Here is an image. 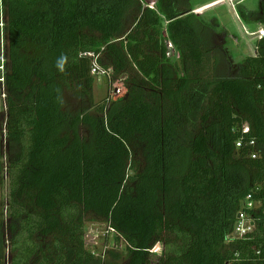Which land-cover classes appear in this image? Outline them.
Instances as JSON below:
<instances>
[{"label": "trees", "instance_id": "1", "mask_svg": "<svg viewBox=\"0 0 264 264\" xmlns=\"http://www.w3.org/2000/svg\"><path fill=\"white\" fill-rule=\"evenodd\" d=\"M3 1L10 201L6 213L0 131V264L8 246L10 264H106L87 248L88 216L109 222L125 264H264V38L228 76L191 0ZM237 12L264 27V0ZM94 61L125 93L75 112L66 96L93 100ZM249 196L260 204L247 212L255 230L231 239Z\"/></svg>", "mask_w": 264, "mask_h": 264}, {"label": "rangeland", "instance_id": "2", "mask_svg": "<svg viewBox=\"0 0 264 264\" xmlns=\"http://www.w3.org/2000/svg\"><path fill=\"white\" fill-rule=\"evenodd\" d=\"M194 8V12L200 15L203 19V22L206 26L212 29L216 36L218 43L222 46L224 50V54L226 55V70L225 73L228 76L236 75L239 70V61L236 62L233 60V56L230 54V51L234 53L233 49L236 51L241 49V53H243V59L239 60L243 61L246 57L254 55L255 53V42L260 38V33L258 32L264 31V27L253 24L256 18H259V15H256L252 20L249 21L248 24L254 25L256 30L250 31V29L246 28L243 21L238 19L237 16V8L240 5L243 10L251 12H256L259 10L262 0H191ZM151 6L153 8L156 7L155 3L151 2ZM2 7L4 8V1ZM236 11V14L234 12ZM4 12V9H3ZM249 15V14H248ZM240 18V17H239ZM243 23H242V22ZM3 35V42L0 44V78L4 77L3 74L6 71L4 68V64H6V58L3 57L6 49V40ZM239 40L236 47L234 46V41ZM216 43V40H215ZM233 44V45H232ZM235 47V48H234ZM168 55L171 61L175 64L180 63V54L174 48L171 43H168ZM235 57L237 55L234 54ZM231 60H233L231 62ZM231 63V64H230ZM3 79V78H1ZM95 85L93 91V100L87 101L82 99L80 96L75 94H70L66 96L67 105L71 108V110L77 112L81 109L85 108L90 113H95L96 107L100 104L108 103L109 101H115V99L122 97L125 93V84L124 81H113L112 75L110 80L99 79L95 77ZM3 81V80H2ZM4 82L0 83V131L2 132V153H3V165H4V181H3V193L2 200L3 205L5 207L6 213L9 206L10 201V182L8 176V145L7 142V109H6V94H5ZM81 134L83 137H89V131L87 128H81ZM135 154H133V158L136 164V168L140 170L144 166L143 155L142 152L134 150ZM132 162V161H131ZM128 166L129 175H134V171L131 170V163ZM259 204H257L256 208H259ZM8 215V214H7ZM85 237L87 242V248L94 253L97 258L102 260L106 259V264H125L126 263V246L122 240H118L115 232L111 227H109V222L106 220L95 217L88 216L86 218V229H85ZM228 243V242H227ZM229 244V243H228ZM161 245H157L154 248L153 253L157 254V251H161ZM117 254L114 257V254ZM160 253V252H158ZM7 263L11 262V251L8 246L7 249ZM155 260H158L157 255L153 257Z\"/></svg>", "mask_w": 264, "mask_h": 264}, {"label": "built area", "instance_id": "3", "mask_svg": "<svg viewBox=\"0 0 264 264\" xmlns=\"http://www.w3.org/2000/svg\"><path fill=\"white\" fill-rule=\"evenodd\" d=\"M2 5H3V0H0V25H2V28H0V31H2V33H4V31H3V29H4V12H3V9L4 8L2 7ZM259 33H260V38L258 40H261L264 38V31L258 32L257 34H259ZM112 74L113 73L111 70H106V69L101 68L100 65L97 63V61H94L93 65H92V75L94 77H97L99 79L110 80ZM2 80L3 79H0V83L4 82V80L3 81ZM242 133H243V135H247L250 133V128L248 125L243 126ZM242 142L243 141L240 140L236 146L238 148H240L242 146ZM251 144H253V143H251ZM253 158H256V157L253 156ZM256 206H257V203L252 201L251 196L247 197L246 210H243L239 213V215H238L239 222L235 227L234 233L230 237L231 239H244L254 232V230H255L254 221L251 219V217L249 216V214L247 212H248V210L256 209ZM158 245H160V244H158ZM158 252H161V251H157V253Z\"/></svg>", "mask_w": 264, "mask_h": 264}, {"label": "clouds", "instance_id": "4", "mask_svg": "<svg viewBox=\"0 0 264 264\" xmlns=\"http://www.w3.org/2000/svg\"><path fill=\"white\" fill-rule=\"evenodd\" d=\"M0 28H2V25H0ZM2 42H3V35H2V31H0V44H2ZM67 63H68V56L66 54H61L55 62V67L59 72L63 73L66 70Z\"/></svg>", "mask_w": 264, "mask_h": 264}, {"label": "crops", "instance_id": "5", "mask_svg": "<svg viewBox=\"0 0 264 264\" xmlns=\"http://www.w3.org/2000/svg\"><path fill=\"white\" fill-rule=\"evenodd\" d=\"M234 12H235V14H236V11L234 10ZM256 12H258V11H256ZM256 12H252V13H256ZM238 16V15H237ZM239 20H240V18L239 17H237ZM242 22V21H241ZM243 23V22H242ZM244 25H246L245 23H243ZM253 24H255V23H253ZM246 28H248V29H250V31H254V30H256V28L257 27H255L254 25H252V26H249L248 24L246 25ZM237 42H239V40L237 39V41H234V46L236 47V45H235V43L237 44ZM257 42V41H256ZM256 42H255V44H256ZM233 45V44H232ZM255 46V45H254ZM234 47V48H235ZM234 50V53L232 52V51H230V54L233 56L232 58H233V60H235L236 62H240V60H239V58L240 59H243L244 57H243V53H241L242 51H240L241 49L239 48V50L238 51H236V49H233ZM234 54L235 55H237V57H235L234 56ZM251 56H253V55H251Z\"/></svg>", "mask_w": 264, "mask_h": 264}, {"label": "flooded vegetation", "instance_id": "6", "mask_svg": "<svg viewBox=\"0 0 264 264\" xmlns=\"http://www.w3.org/2000/svg\"><path fill=\"white\" fill-rule=\"evenodd\" d=\"M254 55H256V52L254 53ZM233 60H231V62H232ZM231 64V63H230Z\"/></svg>", "mask_w": 264, "mask_h": 264}, {"label": "water", "instance_id": "7", "mask_svg": "<svg viewBox=\"0 0 264 264\" xmlns=\"http://www.w3.org/2000/svg\"><path fill=\"white\" fill-rule=\"evenodd\" d=\"M105 82H106V79H105Z\"/></svg>", "mask_w": 264, "mask_h": 264}]
</instances>
